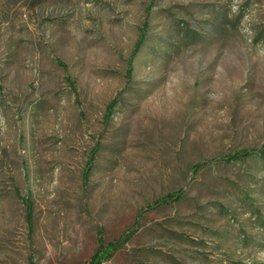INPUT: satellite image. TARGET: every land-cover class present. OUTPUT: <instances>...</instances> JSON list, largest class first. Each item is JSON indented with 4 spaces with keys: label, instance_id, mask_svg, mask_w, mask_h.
Instances as JSON below:
<instances>
[{
    "label": "rangeland",
    "instance_id": "374dc122",
    "mask_svg": "<svg viewBox=\"0 0 264 264\" xmlns=\"http://www.w3.org/2000/svg\"><path fill=\"white\" fill-rule=\"evenodd\" d=\"M135 228L102 264H264V0H0V264Z\"/></svg>",
    "mask_w": 264,
    "mask_h": 264
},
{
    "label": "trees",
    "instance_id": "16d2710c",
    "mask_svg": "<svg viewBox=\"0 0 264 264\" xmlns=\"http://www.w3.org/2000/svg\"><path fill=\"white\" fill-rule=\"evenodd\" d=\"M143 42V37L138 41L137 46L135 48V53L141 48ZM112 106V105H111ZM243 154H250V151H243ZM241 153H237L234 157H239ZM92 162L88 164V168L86 170L87 174L91 171ZM183 197L182 191H174L170 192L162 197H160L153 204L149 205L150 209L156 208L158 206L167 205L168 203L178 201ZM137 229H132L125 232L119 239L111 242H106L104 238L103 230L99 231L98 234V243L99 247L95 254L91 257L90 260L83 264H102L105 260L110 259L117 251H119L127 242H129L133 236L136 234Z\"/></svg>",
    "mask_w": 264,
    "mask_h": 264
}]
</instances>
